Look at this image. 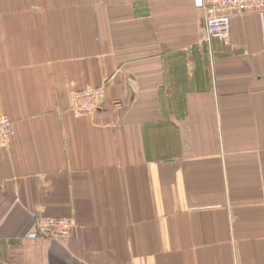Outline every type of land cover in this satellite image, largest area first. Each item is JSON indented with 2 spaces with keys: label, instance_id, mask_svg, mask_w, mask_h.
<instances>
[{
  "label": "crops",
  "instance_id": "crops-1",
  "mask_svg": "<svg viewBox=\"0 0 264 264\" xmlns=\"http://www.w3.org/2000/svg\"><path fill=\"white\" fill-rule=\"evenodd\" d=\"M0 111V264H264V14L223 42L192 0H0Z\"/></svg>",
  "mask_w": 264,
  "mask_h": 264
},
{
  "label": "built area",
  "instance_id": "built-area-1",
  "mask_svg": "<svg viewBox=\"0 0 264 264\" xmlns=\"http://www.w3.org/2000/svg\"><path fill=\"white\" fill-rule=\"evenodd\" d=\"M194 7L202 14V21L208 39L223 42L231 40L232 18L249 12L264 14V0H192ZM106 95L105 88H85L74 92L72 110L80 115H90L101 107ZM13 122L0 111V147H7L13 135ZM76 221L71 217L40 216L36 219L35 234L38 237L69 239Z\"/></svg>",
  "mask_w": 264,
  "mask_h": 264
}]
</instances>
